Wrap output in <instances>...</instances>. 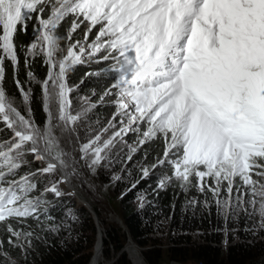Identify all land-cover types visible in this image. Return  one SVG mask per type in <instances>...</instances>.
Wrapping results in <instances>:
<instances>
[{
	"label": "snow or ice",
	"instance_id": "6c2138e0",
	"mask_svg": "<svg viewBox=\"0 0 264 264\" xmlns=\"http://www.w3.org/2000/svg\"><path fill=\"white\" fill-rule=\"evenodd\" d=\"M66 21V33L57 35ZM29 22L33 37L20 45ZM21 52L25 67L39 55L48 67L37 81L42 124L33 115L31 87L17 75ZM98 54L111 65L114 82L104 96L113 97L116 111L81 141L77 126L86 109L73 108L68 72ZM6 61L23 111L6 91ZM0 125L4 264H16L5 242L27 253L33 233L24 226L47 217L45 194L62 195L65 177L39 191L41 178L58 167L74 174L77 161L65 144L94 169L129 132L138 134L130 153L162 142L143 177L167 166L159 188L194 186L210 193L225 216L258 214L264 227V0H0ZM36 161L42 166L34 169Z\"/></svg>",
	"mask_w": 264,
	"mask_h": 264
},
{
	"label": "trees",
	"instance_id": "16d2710c",
	"mask_svg": "<svg viewBox=\"0 0 264 264\" xmlns=\"http://www.w3.org/2000/svg\"><path fill=\"white\" fill-rule=\"evenodd\" d=\"M69 23L70 21L63 22L57 35L63 37ZM32 27L33 23L29 22L27 34H19L20 45L31 41ZM79 35V30L74 33L76 38ZM64 43L61 40V44ZM20 56L17 75L22 83L31 87L33 115L37 123L42 124L45 113L37 81L45 78L48 67L43 55L31 59L28 67L23 62L24 53L21 52ZM110 66L109 62L100 61L98 54L91 58L85 56L82 63L74 65L68 72V83L74 88L72 98L84 97L90 101L91 111L84 114L86 116L90 113L88 121L96 122V117L100 121L104 118L111 119L116 111L109 102L112 97L104 96L114 82L113 74L107 71ZM5 68L6 91L16 98L23 111L20 94L13 82V69L8 61ZM29 71L34 74L35 79H29ZM85 123V118H82V124ZM79 129L87 135L85 126H80ZM137 139V133L129 132L124 137V142L116 143L107 151L105 159L94 169L80 160L79 155L75 164V170L79 174L100 183L103 188L109 190L111 187L120 198L122 224L108 220L103 206L92 200L91 195L85 194L82 187L85 180L70 172L73 187L92 205L99 217L104 232V256L109 258L112 251L116 252V258L108 264H132L128 254L123 251L129 238L142 247L144 260L148 264H169L172 260L181 264H264V227L259 222L258 214L237 211L225 216L218 210L210 193L200 192L194 186L182 188L179 182L159 188L160 178L170 174L168 167L152 169L146 178L142 176L141 168L154 162L161 151L162 142H149L135 153H130L129 146H135ZM84 140H87L86 137ZM129 154L132 156L131 160L128 159ZM29 160H32L31 156ZM32 167L35 169L41 165L36 161ZM60 177L58 170L42 177L38 190L42 191L45 184ZM59 188L62 192L60 197L52 193L43 197L47 201L43 206L47 209V217L42 216L39 224L31 219L26 221L25 230L33 233L27 253L19 248H12L5 242V247L16 264L91 263L97 237L93 215L86 207L78 205L74 193L63 189L62 183ZM94 191L97 194L96 188ZM142 193H145L142 205H137ZM0 238H5L2 232ZM0 264L4 262L0 260Z\"/></svg>",
	"mask_w": 264,
	"mask_h": 264
},
{
	"label": "rangeland",
	"instance_id": "374dc122",
	"mask_svg": "<svg viewBox=\"0 0 264 264\" xmlns=\"http://www.w3.org/2000/svg\"><path fill=\"white\" fill-rule=\"evenodd\" d=\"M109 102L112 103V105L115 107V104L113 103V97L109 99ZM72 103H73V108L77 111L82 110V109H86L87 112L91 111V104H90V101L87 100V98H84V97H78L77 98L76 96H74L72 98ZM86 111L84 112V114L86 113ZM89 116H90V113L89 114L87 113L86 116L83 115V117H82V118H85V120H86L85 125L82 124V119L78 122L77 131L79 133L80 140H84L85 137H86V139H88L94 133L99 132L101 130V127H98V126L106 127L107 122L109 120H111V119L104 118V119H102V121H100L96 117V122H97L96 123V122L88 121ZM80 126H85V128H87V135L79 129ZM65 149H66V151L72 152V154L77 159L78 154L76 152H73L72 146L65 144ZM106 157H107V155H106ZM110 157H112V156H109V158ZM28 159H29V157H28ZM40 165H41V163H40ZM67 171L69 173L71 172L68 169H67ZM74 174L80 175L81 180H82V178L85 180V182L87 184L82 182V184H83L82 187L84 189L85 194H87V196L91 195L92 200H94L100 206H103V209L105 211V216H107V219L114 221L115 223L122 224L123 222L122 223L120 222V219H121L120 218L121 208H120V201H119L120 198L114 194L112 188L110 187L109 190L106 188H103L100 183H98L92 179H89V178L83 176L82 174H79L76 170L74 171ZM70 176H71V173H70ZM71 178H72V176H71ZM64 185L68 186V176L66 177V182H64ZM94 188L97 189V194L94 191ZM63 189H65V188L63 187ZM143 196H145V193L141 194L139 200L136 203L137 205H142ZM129 245L134 247V253H132L133 250L132 251L130 250ZM125 247L127 248V250H125V252L128 254L132 264H145L141 246H139V245L136 246L134 243H132V242L130 243V241H129L125 245ZM103 255H102V257H100V259H98L100 261L103 259L102 264H108V263L113 261L112 259L116 258V252H114V251H112L111 257H109V258H107L106 256H104V258H103ZM94 264H99V263H94ZM161 264H163V263H161ZM173 264H175V263H173ZM193 264H195V262Z\"/></svg>",
	"mask_w": 264,
	"mask_h": 264
},
{
	"label": "water",
	"instance_id": "95a60500",
	"mask_svg": "<svg viewBox=\"0 0 264 264\" xmlns=\"http://www.w3.org/2000/svg\"><path fill=\"white\" fill-rule=\"evenodd\" d=\"M57 170L59 171V173L61 174V176H63V177H67V176H68V178H69V186L64 187V184H63V183H62V186H63L67 191H71V192L74 193V195L76 196V200H77V202H78V205H82V206L86 207V208L92 213L93 218H94V220H95L96 227H97V232H98V230H99V222H100V220H99V217H98L96 211L93 209L92 205H91L86 199L82 198V197L79 195V193L76 191V189L73 187V185H72V178H71L69 172L67 171V169H65V168H59V167H58ZM120 222L122 223V220H121V219H120ZM129 241L132 242V243H134L136 246H138V244L135 243L131 238H129ZM125 250H127L126 247L123 249V251H125ZM140 253H141V252H140ZM145 264H148V263L145 261ZM179 264H180V263H179Z\"/></svg>",
	"mask_w": 264,
	"mask_h": 264
},
{
	"label": "bare ground",
	"instance_id": "6f19581e",
	"mask_svg": "<svg viewBox=\"0 0 264 264\" xmlns=\"http://www.w3.org/2000/svg\"><path fill=\"white\" fill-rule=\"evenodd\" d=\"M66 178V177H65ZM66 182V181H65ZM64 184V182H63ZM68 186H69V178H68ZM64 187H67L64 185ZM131 243V242H130ZM130 247V250L134 253V247L129 245ZM93 251H94V255L93 258H92V261L91 263L89 262V264H94V263H99V264H102L103 262V259L100 261L98 259H100V257H102V255L104 254V232H103V228L99 222V230L97 232V237H96V242H95V245H94V248H93ZM103 258H104V255H103Z\"/></svg>",
	"mask_w": 264,
	"mask_h": 264
},
{
	"label": "built area",
	"instance_id": "2783aa9c",
	"mask_svg": "<svg viewBox=\"0 0 264 264\" xmlns=\"http://www.w3.org/2000/svg\"><path fill=\"white\" fill-rule=\"evenodd\" d=\"M145 261V260H144ZM174 261V262H173ZM173 263H175V264H179V262H177V261H175V260H172L169 264H173ZM163 264H166V263H163Z\"/></svg>",
	"mask_w": 264,
	"mask_h": 264
}]
</instances>
